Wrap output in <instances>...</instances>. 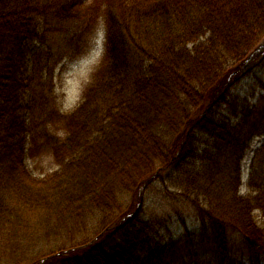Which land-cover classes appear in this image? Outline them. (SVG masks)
Instances as JSON below:
<instances>
[{
  "label": "trees",
  "instance_id": "trees-1",
  "mask_svg": "<svg viewBox=\"0 0 264 264\" xmlns=\"http://www.w3.org/2000/svg\"><path fill=\"white\" fill-rule=\"evenodd\" d=\"M99 36L65 111L53 68ZM263 45L264 0H0V264H264ZM148 188L194 214L196 244L161 247L139 218Z\"/></svg>",
  "mask_w": 264,
  "mask_h": 264
},
{
  "label": "rangeland",
  "instance_id": "rangeland-1",
  "mask_svg": "<svg viewBox=\"0 0 264 264\" xmlns=\"http://www.w3.org/2000/svg\"><path fill=\"white\" fill-rule=\"evenodd\" d=\"M42 31L43 23H41V26L39 28V32L41 33ZM57 38L58 40H56V47L58 48L62 46V43L60 41L61 39L59 35L57 36ZM103 44V39L101 38V36H99L96 40L94 51L89 55L75 63H64L61 65H56L53 68L52 83L54 85V93H56L58 99L60 100L63 110L68 111L72 109L78 102L82 87L85 86V84L90 80L92 73L101 62V59H99V57L101 55ZM45 50H49L48 45L42 46L39 43H34L32 46V55L33 57H43L44 53L46 52ZM45 62L46 59L44 58L42 61L44 65L42 76L43 74L47 75ZM49 65L50 67L54 66V61L50 60ZM255 73L259 79L264 81V63L260 68H258V71H255ZM247 74L248 76L245 77L243 83L246 86H253V84L255 86L258 80L255 78L254 73L247 71L244 72L242 76H245ZM26 75L32 77L35 75V63H33L32 61L29 64ZM47 81L48 77L44 82ZM27 101L28 99H26L25 102ZM260 141H254L252 147L253 150L258 147L257 144H259ZM250 160L251 154L248 153L241 165L243 183H245L249 174V166L251 162ZM26 166L34 178L43 179V169L46 168V165L43 164L40 159L34 163L31 161H27ZM144 191H151L153 192V194H147ZM144 191V202L139 218H142V220L152 219V222H154V220L159 222V224L155 225L156 232L155 234L153 233V236L155 240L160 242L161 247L166 248L167 244L170 241L178 242L181 238L184 237L185 232H189L190 235H194L192 241L194 244H196L194 239L200 234L199 223L195 219L194 214L191 213L187 207H184V205H180L177 201L174 202V200L168 199L167 194H164L161 189V192L158 190V188H148ZM244 191V187H241V193H244ZM127 198L128 201L130 196H127ZM139 208L140 205H135L133 212H136ZM153 227L154 224L153 226L152 224H150V228L152 230ZM228 238L233 250V254L237 259H242L243 255L246 254L242 237L240 235L237 236L234 234H229ZM184 242L186 243L187 241ZM87 247L89 246H86L84 248Z\"/></svg>",
  "mask_w": 264,
  "mask_h": 264
},
{
  "label": "bare ground",
  "instance_id": "bare-ground-1",
  "mask_svg": "<svg viewBox=\"0 0 264 264\" xmlns=\"http://www.w3.org/2000/svg\"><path fill=\"white\" fill-rule=\"evenodd\" d=\"M41 264H44L43 262Z\"/></svg>",
  "mask_w": 264,
  "mask_h": 264
}]
</instances>
